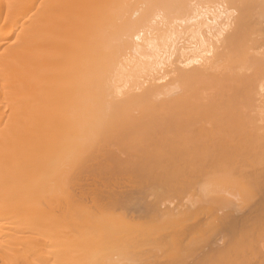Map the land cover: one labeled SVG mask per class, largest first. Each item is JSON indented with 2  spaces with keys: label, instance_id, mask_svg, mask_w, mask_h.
I'll return each instance as SVG.
<instances>
[{
  "label": "bare ground",
  "instance_id": "1",
  "mask_svg": "<svg viewBox=\"0 0 264 264\" xmlns=\"http://www.w3.org/2000/svg\"><path fill=\"white\" fill-rule=\"evenodd\" d=\"M137 171L218 172L222 184L232 182L216 196L250 187L246 204L259 205L232 193L249 212L239 206L246 216L232 214L228 198L222 209L232 210L218 214L219 228L257 219L264 206V0H0V264L138 262L121 257L123 246L158 225L128 226L137 217L113 208L134 196L107 182L110 173ZM162 174L150 183L163 186ZM198 189L209 195L205 185ZM154 201L144 206L152 219L172 218L175 226L176 214L194 216L191 205L179 212ZM160 226L158 235H172L174 227ZM233 242V253L221 252L226 264L264 262L246 257L241 239Z\"/></svg>",
  "mask_w": 264,
  "mask_h": 264
},
{
  "label": "rangeland",
  "instance_id": "2",
  "mask_svg": "<svg viewBox=\"0 0 264 264\" xmlns=\"http://www.w3.org/2000/svg\"><path fill=\"white\" fill-rule=\"evenodd\" d=\"M141 174H140V173ZM137 171V172H132V173H122V172H115V173H110V174H108V178H107V182H112V183H114V185H111L110 187L111 188H113L114 187V189H116V190H118V191H121L125 196H132V199H133V196H134V201L135 202H131L132 204H128L127 206H123L125 209H122L123 207H121V209H117V208H119V207H114L113 208V210L116 212V213H118L119 212V210L121 211L122 210V212L121 213H124L125 211H126V213H124V214H128V215H125V217L126 218H129L130 220L131 219H133L132 217H134L135 218V216L137 217V218H135V220L136 221H128L126 224L128 225V226H130V227H135V228H137L138 226H140V227H138V228H143L144 226V228H147V225H148V223L150 224V226L148 225V228L149 227H151V226H154V224L155 225H158V226H155V231L153 230V227H151L152 228V232H149L148 231V237H147V234H144V235H138V237H136V239L133 241L132 239H131V241L132 242H130V240L129 241H127L126 242V244H125V246H123L124 248H123V250L122 251H124L125 253L124 254H126L125 255V257H123L124 256V254H122L121 255V257L124 259V258H127V259H131V257L133 256V259H134V257L135 258H139V256H140V258L138 259V262H132V263H134V264H138L139 262H140V264H152V262H153V264H212L213 262H216V260L219 258V256H221V255H223L222 253H224V252H226L227 253V256H228V253H229V251H231L230 253H233L232 251L233 250H230V247H229V244L231 243V244H233L234 242V239H237L238 238V240H240L241 239V243H243V244H247L246 245V247L247 248H245L244 246H242L241 247V243H239V245L240 246H238L237 245V248H238V250H240V248L239 247H241V249L243 248V250H241L242 251V253L243 254H245L243 251H245L246 249H247V253H248V255H247V253L245 254V256L246 257H250V258H248V259H250V260H252L253 262H259V261H262V260H264V215H261V217H259V220H257L258 219V217L257 216H259L260 214H261V210L262 211H264V206H262V209H259V211H257L258 213H259V215H257L258 213L257 212H255L256 214H255V217L257 218V219H254V220H252L253 218H252V216L253 215H250L251 217L249 218V216H248V220L245 222L244 221V225H243V227H242V224H238L237 226L238 227H236V228H239V230L237 229H234L233 230V227L231 228L228 224V226L226 227V225H224L223 226V228L224 229H221L222 228V226H218L219 225V223H217L218 221H219V215H222V213H229V211H231L233 208H234V212L233 211H231V213L232 214H236V215H240V216H246L244 213H245V211H247L248 210V208L249 207H247V209L245 210V207H244V203H242L243 204V207H244V210H243V208H241L242 206L240 205L241 204V202H240V204H239V206H240V208H238L239 210H243V215L242 214H240L239 212H241V211H237V207H239L238 206V199L239 200H241V198L240 197H242V199L245 201V204L248 202L249 203V201H250V203H251V200H252V198H253V191H252V189L250 188H246V189H243V190H241V193H242V191H243V193H244V195H242L241 194V196H240V190H237L235 193H237V195L238 196H240L238 199H236L237 198V195L234 193V191H235V189H234V191H233V189L231 188H229L230 189V191H231V193H229L230 195H228L227 196V192L229 191V190H227V192H226V190H225V194L226 195H222V196H224L223 198H224V200L223 199H221L220 198V193L216 196L215 194H217L218 193V188H219V186L220 187H222V185L224 186V184H225V186L224 187H227L226 186V184L228 185V184H230L232 181L230 180L231 179V177H232V175H231V177L230 176H228V175H226L225 177L226 178H224V177H222V178H224V179H228L229 178V183H223L222 184V182H221V175H220V173H218V172H208V174L207 173H204L203 174V172H199V171H195L196 173H193V171H189V173H188V171H183L184 173H182L181 172V174H179V172H177V174H175L176 172H166L165 174H164V172H159V171H154V172H156V173H154V172H151V173H149L148 171ZM143 172V173H142ZM186 172V173H185ZM191 172V173H190ZM147 173V174H146ZM150 174V176H149V174ZM161 173H163L162 174V177L163 178H165V176H166V178L165 179H167V177H168V182H165L166 180H160V181H162L163 182V186H160V185H157V183H155V182H153V183H150L151 182V179H152V177L153 176H155L156 177V175L157 174H161ZM138 174V176L137 177H135V175H137ZM144 174H146V176L143 175ZM151 174H153V175H151ZM155 174V175H154ZM167 174V175H166ZM170 176H169V175ZM141 176V178H142V180H141V178H140V176ZM148 175V176H147ZM163 175H165V176H163ZM216 175V176H215ZM143 176V177H142ZM139 177V178H138ZM145 177H146V180H148V182L145 180ZM148 177V178H147ZM220 177V178H219ZM169 178H171L170 180H171V182L172 183H170L169 182ZM138 179H140L141 181L140 182H138L139 180ZM214 179V180H213ZM213 181V182H211V181ZM216 180H217V182H216ZM144 181V182H143ZM210 181V182H209ZM144 183L145 184V182H147V189H139V186H141L140 188H142L143 186H144V184L143 185H141L142 183ZM165 182V183H164ZM219 182H220V185H219ZM159 183V182H158ZM168 183H170V184H168ZM151 184H152V186H151ZM212 184V185H211ZM217 184V185H216ZM115 185H120V187H116ZM150 187H149V186ZM166 185V186H165ZM204 185H205V190H207V191H205L204 190ZM203 186V187H202ZM217 186V187H216ZM138 187V188H137ZM198 187H200V188H202L203 190H204V192L202 193L203 195H204V193L206 192L207 194L209 193V195H206L205 197L203 196L202 197V195H201V191H199V190H201V189H198ZM215 188V189H214ZM151 189V190H150ZM145 190V191H144ZM195 191L194 193H193V191ZM212 190V191H211ZM250 190H251V192H250ZM254 190V189H253ZM214 191H217V192H214ZM229 191V192H230ZM247 192H249V193H247ZM148 193V195H146ZM151 193V194H150ZM205 193V194H206ZM232 193H234V195H233V197H235V199L238 201L237 203H235L236 201H234V199L232 200L231 198H233V197H229V196H231L232 195ZM193 194V195H192ZM215 196H214V195ZM222 194H223V192H222ZM245 194H249L247 197H248V201H247V197H246V195ZM251 194H252V196H251ZM152 197H151V196ZM190 195H191V197L192 196H194V197H190ZM201 195V196H200ZM219 196V197H218ZM221 196V197H222ZM136 197H137V199H136ZM196 197V198H195ZM217 197H218V199H217ZM227 197V198H226ZM141 198H142V200H141ZM198 198V199H197ZM228 198H230L229 200H232V203H231V201H229V200H227ZM158 200L159 202H157V204L159 203H163V204H169L171 207H173V208H175V211H179V210H177V209H184V208H188V207H186L187 206V204H188V206L189 205H191L190 207H191V209H194L195 210V212H196V214H195V212H194V216H195V218H196V222L198 221V217H199V222H197V223H200V226H199V224H197L196 222H195V218H194V216H192L191 218H185V219H187L188 220V222H187V220H180V218L179 217H181L180 215H181V213H179L178 215L176 214L175 215V217L174 218H176V219H174L173 218V221H174V223H175V226L176 227H182L186 222H187V224L189 223V226L188 225H184V226H187L186 228L183 226L182 228L184 229L183 230V233L181 232L182 230V228L179 230V228H175V226H173L174 224H172L173 222H172V218L171 219H169V221H166V220H164V221H166L165 223H164V221L162 222V221H160L161 219H159V218H155V219H152V215H153V213H151L152 211L147 207V209H148V212H146V208H144V206L146 205V204H148V206L149 207H151V203H152V201L153 202H155L154 200ZM195 199H197V200H195ZM209 199V200H208ZM255 199V198H254ZM137 200H138V202H140V203H137ZM196 201V203H195V201ZM200 202H199V201ZM215 200V201H214ZM229 201L231 204H228L229 202H227V203H225L226 201ZM149 201V202H148ZM210 201V202H209ZM220 201H223V203H221ZM242 201V200H241ZM247 201V202H246ZM145 202H147V203H145ZM190 202H192V203H190ZM202 202V203H201ZM219 202V203H218ZM253 202V201H252ZM134 203H135V205H134ZM137 203V204H136ZM150 203V204H149ZM178 203V204H177ZM179 203H182V204H180L179 205ZM195 203V204H194ZM197 203H198V205H200L199 203H201V211L202 212H200L199 211V207H198V205H197ZM204 203V204H203ZM233 203H235V204H233ZM173 204V205H172ZM223 204V205H222ZM225 204H228V205H232V209H229V210H223V209H225ZM252 204V203H251ZM251 204H246V206L248 205V206H250ZM140 206V208H139V206ZM177 205V206H176ZM179 205V206H178ZM196 205V206H195ZM206 205V206H205ZM216 205V206H215ZM218 205H220V206H218ZM228 205H226L227 207H228ZM234 205H236V206H234ZM183 206V207H182ZM185 206V207H184ZM193 206H195V207H193ZM211 206V207H210ZM224 206V207H223ZM234 206V207H233ZM254 206V207H253ZM127 207V208H126ZM134 207H137L136 209L134 208ZM179 207V208H178ZM205 207H207L206 209H205ZM236 207V208H235ZM251 207L254 209L255 208V210H256V208H258L259 207V205H251ZM112 208V207H111ZM154 208V207H153ZM204 208V209H203ZM223 208V209H222ZM228 208H230V207H228ZM252 208H250L251 209V211H253L252 210ZM213 209V210H212ZM220 209H222V210H220ZM235 209H236V211L238 212V214H237V212L235 213ZM249 209V210H250ZM125 210V211H124ZM214 210H215V213H213L214 212ZM219 212H218V211ZM151 211V212H150ZM199 211V212H198ZM208 211V212H207ZM213 211V212H212ZM218 213H217V212ZM180 212V211H179ZM206 212H207V214H206ZM210 212V213H209ZM247 212H249V211H247ZM246 212V213H247ZM111 213H112V210H111ZM152 214V215H151ZM157 214V213H156ZM213 216H212V215ZM217 216H216V215ZM219 214V215H218ZM141 215H146L145 217H146V219L144 218V216L143 217H140ZM148 215H150L151 217H149ZM238 215V216H239ZM130 216H132V217H130ZM148 216V217H147ZM179 216V217H178ZM197 216V217H196ZM200 216H202V217H200ZM207 216V217H206ZM209 216H210V219H209ZM212 216V217H211ZM177 217H178V219H177ZM217 217V218H216ZM140 218V220H138ZM143 218H144V220H143ZM148 218V219H147ZM204 218H205V220H204ZM214 218V219H213ZM117 219H118V217H117ZM145 221V223H143V221ZM150 219V220H149ZM193 219V220H192ZM200 219H202V220H200ZM218 219V220H217ZM251 219V221H250V223H251V225H250V223H249V220ZM149 220V221H148ZM157 220H158V222L160 221V222H162V224H161V226H160V224H158L157 223ZM170 220H171V222H170ZM217 222H216V221ZM122 221V220H121ZM147 221V222H146ZM152 221H154V222H152ZM180 221V222H179ZM193 221V222H192ZM215 221V222H214ZM254 221H256V222H254ZM258 221V222H257ZM129 222H133V224H129ZM138 222V223H137ZM140 222V223H139ZM159 222V223H160ZM178 222V223H177ZM181 222H182V224H181ZM183 222H185V223H183ZM193 224H192V223ZM206 224H205V223ZM254 222V225L252 224ZM125 223V222H124ZM164 223V224H163ZM167 223V224H166ZM177 223V224H176ZM196 224V227H197V225H198V227L196 228V227H193V225L195 226V224ZM204 223V224H203ZM214 223V224H213ZM215 223H217V225L215 224ZM245 223H247V224H245ZM123 224V223H122ZM143 224V225H142ZM166 224V225H165ZM168 224H170L169 226H168ZM172 224V225H171ZM222 224V223H221ZM220 224V225H221ZM249 224V228L247 227V225ZM260 224V225H259ZM142 225V226H141ZM165 225V226H164ZM181 225V226H180ZM212 225V226H211ZM214 225V226H213ZM253 225V226H252ZM258 225V226H257ZM159 226H160V229H163V227H166V228H169L170 229V227H174L175 228V231H176V229H177V231H176V236L174 235V228L172 229L173 230V233H172V235L171 234H166V236L164 235V236H160V235H158V228H159ZM163 226V227H162ZM201 226H202V229H201ZM241 226V227H240ZM249 229L248 231H247V228ZM251 226V227H250ZM196 228V230L195 229H193V228ZM213 227H215V229L213 228ZM219 228V227H221V228H219V230L220 231H225V232H220V231H218V230H216V228ZM225 227H226V229L227 230H225ZM228 227H229V229H228ZM234 227V228H235ZM246 228V231H244L243 233H244V237L243 236H240L242 233V230L240 229V228ZM157 228V229H156ZM189 230H188V229ZM198 228H200V233H198V231H199V229ZM217 228V229H218ZM244 228V229H245ZM197 229H198V231H197ZM212 229V230H211ZM230 229H231V231L233 232H231L230 231ZM243 229V230H244ZM178 230H179V233H177L178 232ZM189 231V236L187 235L186 236V231ZM193 232H192V231ZM229 230V231H228ZM240 230H241V232H240ZM262 230V231H261ZM185 231V232H184ZM212 231V232H211ZM215 231H217V232H215ZM230 234H228L227 232ZM110 232V233H109ZM109 232H108V234H111V238H110V236H109V239H113L115 236H116V233H117V231H116V229L114 230V228L112 229H109ZM158 232V233H157ZM195 232V233H194ZM154 233H156V234H154ZM185 233V234H184ZM225 233V234H224ZM226 233H227V235H226ZM235 233V234H234ZM257 235H256V234ZM112 234H114V236L112 235ZM178 234H179V237L181 236V238H182V240H180V239H178V240H180L181 242H182V245H183V247L181 246V242L179 243L178 242V240H176L177 238H179L178 237ZM181 234V235H180ZM184 234V235H183ZM191 234H193V235H191ZM224 236H223V235ZM240 234V235H239ZM157 235V236H156ZM168 235V236H167ZM226 235V236H225ZM230 236V237H227V236ZM241 237L240 239H239V236ZM243 235V234H242ZM113 236V237H112ZM156 236V237H155ZM173 236V237H172ZM183 236H186L187 238L188 237H192L191 239L189 238V239H187L186 237L184 238V239H186V240H184L183 239ZM195 236V237H194ZM151 237V238H150ZM157 237H159V238H157ZM162 237H165L166 239H163ZM167 237H168V239H167ZM235 237V238H234ZM153 238H155V239H159L158 241L157 240H153ZM162 239V240H161ZM229 239V241L231 240L232 242H229V241H227V240ZM175 240V241H174ZM157 241V242H156ZM191 241V242H190ZM224 241H227L226 243H229V244H226V246L229 248V251H228V248H227V251H225V249H222V248H224L222 245L224 244L225 245V243H224ZM237 241V240H236ZM129 242H130V244H129ZM159 242V243H158ZM175 242V243H174ZM187 243V244H185V243ZM165 243V244H164ZM136 246H135V245ZM174 244H179V246L178 245H175V246H177L179 249H181V248H183V249H181L180 251H178L179 249H177V251H176V249H174V247L172 246V245H174ZM230 244V245H231ZM186 247H185V246ZM180 246H181V248H180ZM177 247H175V248H177ZM129 248V249H128ZM136 248H139V249H136ZM245 248V249H244ZM248 248L249 249H251L250 251L248 250ZM254 248V249H253ZM135 249V250H134ZM144 249V252L145 251H148L149 250V253H147L146 254V252L144 253V254H142L141 255V252L143 253V251L142 250ZM174 250V254L173 255H170V254H172L173 252V250ZM211 249H214V252L213 253H215V251H216V253H217V255H218V253H221V255L219 254V256H217V255H215V254H210V251H211ZM222 249V251H220ZM137 250V251H136ZM219 250V251H218ZM223 250H224V252H223ZM134 251V252H133ZM141 251V252H140ZM218 251V252H217ZM251 251H254V254L253 253H251ZM131 252V253H130ZM137 252H139V253H137ZM171 252V253H170ZM176 252H177V254H176ZM127 253H128V257H126L127 256ZM136 253V254H135ZM155 253V254H154ZM240 254H241V252H239ZM249 253H251L252 254V256H250L249 255ZM131 254H132V256H131ZM135 254V255H134ZM138 254V255H137ZM205 254H206V256H208V257H210V256H212V257H210L209 259H211L210 261H208L207 260V258H205L204 256H205ZM136 255H137V257H136ZM149 255V256H148ZM224 255H226V254H224ZM224 255L223 256H221L222 258L224 257ZM143 256V257H142ZM148 256V257H147ZM156 256V257H155ZM227 256L226 257H224V259H222V261H225L224 263L226 264V261H227ZM244 256V255H243ZM120 257V258H121ZM130 257V258H129ZM214 257V258H213ZM245 257V258H246ZM157 259V260H156ZM205 259V260H204ZM255 259H257V260H255ZM259 259V260H258ZM139 260H141V261H139ZM152 262H151V261ZM154 260H155V262H154ZM219 260H221V258H219ZM218 260V261H219ZM135 261H137V260H135ZM148 261V262H147ZM157 261H158V263H157ZM203 261V262H202ZM207 262H209V263H207ZM263 262V261H262ZM262 262H260V264H264V262L262 263ZM217 263H219V264H221V261L220 262H216V264ZM223 262H222V264H224ZM214 264V263H213Z\"/></svg>",
  "mask_w": 264,
  "mask_h": 264
}]
</instances>
